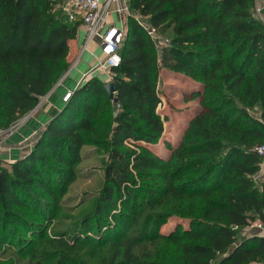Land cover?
<instances>
[{
  "label": "trees",
  "instance_id": "1",
  "mask_svg": "<svg viewBox=\"0 0 264 264\" xmlns=\"http://www.w3.org/2000/svg\"><path fill=\"white\" fill-rule=\"evenodd\" d=\"M61 1L0 0V130L31 112L69 66L80 23L64 19ZM255 5L129 0L111 68L116 101L104 78L88 74L31 150L0 166V242L34 264H87L99 251L105 264H264V235H240L264 222V179H256L264 157L254 150L264 144V23ZM135 15L168 33L161 52ZM161 66L201 88V111L176 144L164 141L165 157L152 149L165 131ZM84 146L107 154L102 187L79 232L46 236V214L59 211ZM171 214L188 227L160 234ZM38 240L44 247L35 251ZM160 241L174 247L165 253Z\"/></svg>",
  "mask_w": 264,
  "mask_h": 264
},
{
  "label": "rangeland",
  "instance_id": "2",
  "mask_svg": "<svg viewBox=\"0 0 264 264\" xmlns=\"http://www.w3.org/2000/svg\"><path fill=\"white\" fill-rule=\"evenodd\" d=\"M262 1L263 0H256V5H262ZM160 37L168 38V33L160 34ZM97 54L98 50L94 51L93 53H89V51L86 50L83 51L80 59L79 54L77 56L75 55L73 59L67 57L69 61L67 70L57 80L48 94L40 98L39 104L27 114L29 118L33 115V113H35V111H38L40 107L42 108L43 105L45 108V104L48 102L47 100L52 94L55 93L57 87H59L61 83L67 81L68 77H72V75L76 74L75 65H79L80 62H91L94 57L97 56ZM97 74L105 79L103 75L99 73ZM85 78L86 77L82 78L78 85ZM157 89L161 97V102L158 105L157 110L164 120L165 131L163 138L158 141L152 149L161 157H165L168 154V149L165 147L164 141L167 140L171 144H176L179 141L185 127L188 125L189 119L201 111V97L196 94L201 90V88L198 83L161 66L158 71ZM70 90L73 91V89ZM64 93H62L60 96L61 102ZM53 98L54 96L51 97V100H53ZM250 111L255 116L259 115L258 107L252 108ZM25 122L21 123L11 135L4 134L5 131L0 132V147L2 149L1 155H4L5 152L11 153L13 149H17L20 155H26L34 146V143L42 129L36 131L30 137L25 135V137L19 136L17 140L14 138L15 135L20 134L19 130ZM80 153L81 160L75 169V179L68 185L64 195L60 200L59 211L55 216L46 214L47 219L45 218L46 221L44 220L46 236L69 238L73 234L79 232L82 218L93 207L94 201L102 187L107 154L104 151L95 150L90 146H84ZM1 155L0 166H6L10 168L8 163L12 161L13 156L10 157V161L4 162L1 160ZM256 179L258 183L264 179V158H262L261 170L257 173ZM41 196L46 200L48 199L43 194ZM28 217L29 219L35 218V221L42 220L29 214ZM178 225L183 226V228H187L188 220L183 219L178 215L171 214L160 224L159 232L160 234L168 235L174 232ZM19 232L22 233L23 229H21ZM254 232L256 231L251 230L249 232L244 230L240 235L242 237L246 234L249 235ZM90 234L95 236L93 232ZM35 243L36 246L32 248L35 251L41 250L44 247L42 241L38 240ZM148 245L150 248L155 249L154 245ZM158 246H161V250L165 251V253H169L174 247L173 244H168L166 246L161 241L158 243ZM28 247H33V245L31 244ZM91 247L93 246H86L85 249H90ZM97 252L98 251L94 253ZM104 255H106L105 252H98V257ZM98 257L97 254L93 256L92 253V256L87 258V264H105ZM0 264H34V261L30 258L29 254H19L16 252L15 248L9 245L8 241H1Z\"/></svg>",
  "mask_w": 264,
  "mask_h": 264
},
{
  "label": "built area",
  "instance_id": "3",
  "mask_svg": "<svg viewBox=\"0 0 264 264\" xmlns=\"http://www.w3.org/2000/svg\"><path fill=\"white\" fill-rule=\"evenodd\" d=\"M57 8L67 22H79L85 29L81 50H85L92 41H97L101 56L88 74L97 72L105 77L106 82H110L112 80L111 68L120 63L118 49L124 38L123 17L131 12L129 0H62ZM262 9H264V0L262 5H255L253 12L264 23V18L261 17ZM111 14H115L117 21L120 23L119 25L109 19ZM135 16L138 23L154 41L157 51L161 52L162 48L168 45V38L160 37V33L145 18L140 15ZM84 77H86V74L83 75ZM71 93V90H66L62 101L66 102ZM27 118L28 115L19 118L0 132L5 131L4 134L11 135ZM254 150L258 155L264 157V144L256 146ZM1 152L2 149L0 147V155ZM248 227V231L261 229L262 223L256 220Z\"/></svg>",
  "mask_w": 264,
  "mask_h": 264
},
{
  "label": "crops",
  "instance_id": "4",
  "mask_svg": "<svg viewBox=\"0 0 264 264\" xmlns=\"http://www.w3.org/2000/svg\"><path fill=\"white\" fill-rule=\"evenodd\" d=\"M261 17L264 18V9L261 11ZM109 19L112 20L116 25H119L120 23L117 21V17L115 14H111L109 16ZM84 34H85V29L83 26H79L78 28V33L76 37L70 41L69 45V53L68 57L72 58L76 55L79 54V59L83 51L88 50L89 53H93L94 51L98 50V54L96 57L91 62H80L82 65H75L76 66V74L72 75V77H68L67 81L61 83L59 87H57L56 91L54 94H52L49 99L47 100L48 102L40 107L38 111H35L32 116H28L27 121L23 124V126L20 128L19 133L14 136L17 140L20 137H27L32 136L36 131L41 130L47 122L54 116V114L61 108L62 102H61V94L64 93L66 90L70 89H75V87L78 85V83L81 81L83 78V75L90 72V70L97 64L98 58L101 56V51L99 49L97 41H92L89 43L88 47L85 50H81L83 40H84ZM78 59V61H79ZM77 61V62H78ZM74 66V67H75ZM67 75V74H66ZM65 78V77H64ZM63 78V79H64ZM63 81V80H62ZM72 91V90H71ZM54 96L53 100H51V97ZM39 104V103H38ZM23 154H19L17 149H13L11 153H4V155H1V159L4 162L10 161V157L13 156L12 161L15 159L21 157ZM11 162V161H10ZM253 231H256L257 234L259 235H264V222H262V228L261 229H255Z\"/></svg>",
  "mask_w": 264,
  "mask_h": 264
},
{
  "label": "water",
  "instance_id": "5",
  "mask_svg": "<svg viewBox=\"0 0 264 264\" xmlns=\"http://www.w3.org/2000/svg\"><path fill=\"white\" fill-rule=\"evenodd\" d=\"M105 90L107 91L108 97L112 99L113 101H116V98L114 96L116 91V83L114 81H110L105 84Z\"/></svg>",
  "mask_w": 264,
  "mask_h": 264
}]
</instances>
